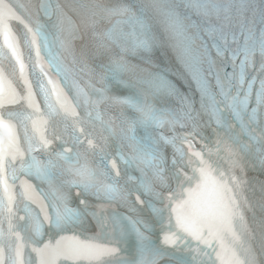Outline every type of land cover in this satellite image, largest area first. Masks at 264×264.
<instances>
[{
  "label": "snow or ice",
  "instance_id": "snow-or-ice-1",
  "mask_svg": "<svg viewBox=\"0 0 264 264\" xmlns=\"http://www.w3.org/2000/svg\"><path fill=\"white\" fill-rule=\"evenodd\" d=\"M162 261L264 264V0H0V264Z\"/></svg>",
  "mask_w": 264,
  "mask_h": 264
}]
</instances>
